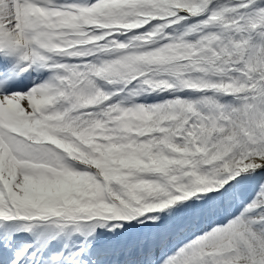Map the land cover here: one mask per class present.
<instances>
[{"label": "snow or ice", "instance_id": "6c2138e0", "mask_svg": "<svg viewBox=\"0 0 264 264\" xmlns=\"http://www.w3.org/2000/svg\"><path fill=\"white\" fill-rule=\"evenodd\" d=\"M0 264H264V0H0Z\"/></svg>", "mask_w": 264, "mask_h": 264}]
</instances>
